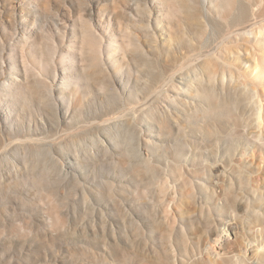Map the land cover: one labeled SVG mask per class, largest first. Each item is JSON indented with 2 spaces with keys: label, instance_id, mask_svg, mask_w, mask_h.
Wrapping results in <instances>:
<instances>
[{
  "label": "rangeland",
  "instance_id": "1",
  "mask_svg": "<svg viewBox=\"0 0 264 264\" xmlns=\"http://www.w3.org/2000/svg\"><path fill=\"white\" fill-rule=\"evenodd\" d=\"M262 1L0 0V264H209L205 222L181 232L168 211L175 191L203 202L197 183L230 142H250L264 184L251 97L227 79L251 64L237 31L264 28ZM212 75L239 105L232 92L204 113L190 96L171 104Z\"/></svg>",
  "mask_w": 264,
  "mask_h": 264
},
{
  "label": "bare ground",
  "instance_id": "2",
  "mask_svg": "<svg viewBox=\"0 0 264 264\" xmlns=\"http://www.w3.org/2000/svg\"><path fill=\"white\" fill-rule=\"evenodd\" d=\"M260 1L263 3L262 0ZM233 5L234 0H219L215 8L231 10ZM178 8L182 11L186 7L180 5ZM240 32L252 44L249 58L251 64L247 69L244 71L236 69L235 75L230 74L228 78L222 76L223 81L217 88L213 86L214 75L210 76L205 84L200 79L189 81L179 88L178 95L171 97L170 101L176 108H183L184 97H193L199 102L197 111L204 113L213 109L214 100L220 102L219 106H225L230 92L235 94L233 103L239 105L241 93L247 92L251 97L250 114L255 129L251 133L253 136L251 141L258 148L264 149V100L261 99L264 88L258 84L264 80V28L255 24L237 31V33ZM226 78L229 82L238 85L236 90L242 92L238 94L235 89L231 88V83L225 82ZM250 146L249 141L242 140L230 142L226 148L223 146L224 149H221L222 146L217 148L216 157L220 163L214 165L213 168L205 167L204 177L208 181L197 183L200 192L204 193L203 202L199 201L194 193L187 192L179 196L175 191L173 194L176 200L174 201L175 208H172L173 212L168 211L169 221L173 228L181 232H184L186 221L205 222L204 237L199 241L197 248L208 257L209 264H264V184L261 187L254 186L252 175L255 169L244 158L246 154L248 155ZM236 157H239L238 160H235ZM142 168L149 170L150 164L146 161ZM175 168L181 173L184 170L181 165L177 164ZM179 177H184L183 173ZM211 180L215 181V185L210 183ZM236 184L240 194L233 191ZM164 187L167 190L171 187L175 189L170 183H165ZM218 188L219 193L215 190ZM187 201H194L198 208L192 210L187 208L189 207ZM215 218H219V224L224 225L225 233L218 231ZM231 220L237 221V227L229 224ZM252 224H257L256 230L248 229V226ZM223 234L224 237L227 235L232 239L224 241ZM209 241H213L212 245L210 248H205ZM171 251L173 252L172 248ZM172 258L175 262V257Z\"/></svg>",
  "mask_w": 264,
  "mask_h": 264
}]
</instances>
